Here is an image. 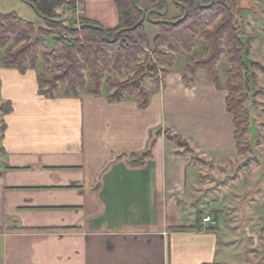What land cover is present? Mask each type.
Returning <instances> with one entry per match:
<instances>
[{"label":"crops","instance_id":"crops-1","mask_svg":"<svg viewBox=\"0 0 264 264\" xmlns=\"http://www.w3.org/2000/svg\"><path fill=\"white\" fill-rule=\"evenodd\" d=\"M258 3L240 0L255 35L249 57L264 66ZM80 10L106 30L119 25L114 0ZM31 71L0 70V104L11 103L0 264H264V153H238L227 91L207 79L188 87L172 71L142 109L88 94L47 98L34 71L26 86Z\"/></svg>","mask_w":264,"mask_h":264},{"label":"trees","instance_id":"trees-1","mask_svg":"<svg viewBox=\"0 0 264 264\" xmlns=\"http://www.w3.org/2000/svg\"><path fill=\"white\" fill-rule=\"evenodd\" d=\"M177 1L189 9L188 18L177 26L157 25L160 34L153 41L156 60L146 50L151 45L144 24L121 33L114 43H110L103 32L93 28L76 30L68 23L49 22L42 18L46 27L38 28L35 23L23 20L16 14L0 12V49L5 50L1 66L26 74L29 70L37 72L43 60L46 67L55 65L56 69L50 76L38 74L39 94L42 96L54 98L61 86H64L63 97L79 98L82 93L105 96L111 103L136 101L140 108L145 109L149 106L153 93L161 89L170 70L175 67L176 55L181 52L191 54L200 36L206 42V54L191 61L187 66V73L183 74V81L191 87L196 80L207 79L218 90L228 92L226 106L234 117L237 151L245 154L251 150L247 139L250 114L246 108L249 101V72L259 70L264 73V66L254 63L249 67L246 64L245 56L250 55L255 38L250 37L247 44L243 41L241 22L238 19L241 12L235 10L239 0H215L210 8L200 7L197 0ZM211 1L201 0V3L207 6ZM114 2L119 25L116 29L107 30L111 41L119 31L136 26L142 18V12L132 0ZM149 2L151 10H165L164 0ZM169 2L171 10L166 19L175 22L184 16L185 9L172 0ZM83 3L84 0L33 2L42 17L51 20L69 18L74 28L84 25L101 26L84 16L76 18L71 13ZM173 11L178 16H174ZM152 18L161 19L157 15H152ZM51 36H56L61 45L58 54H47L49 47L46 39ZM223 58L230 65L225 84L218 69ZM200 72L205 76H201ZM252 75L255 79L254 72ZM1 107L7 114L11 110V103L7 102ZM165 136L179 148L192 152L191 146L181 135L166 131Z\"/></svg>","mask_w":264,"mask_h":264},{"label":"rangeland","instance_id":"rangeland-1","mask_svg":"<svg viewBox=\"0 0 264 264\" xmlns=\"http://www.w3.org/2000/svg\"><path fill=\"white\" fill-rule=\"evenodd\" d=\"M150 0H137L138 5L143 8L144 10L146 9H151V3L149 2ZM259 2L256 6V13L258 16L260 14L261 17L264 15V1L263 0H253V2ZM83 5V4H82ZM81 5H79L77 8L73 9L71 11L72 14L75 15L76 18L83 16L81 10L84 9V6L80 10ZM235 10H240V14L238 15V19L241 22V33L243 34V41L244 43H248V39L250 37H255V35H251L247 26L250 25L249 23V15L245 13V10L241 8L240 5V0L238 5L236 6ZM149 11V10H146ZM0 12L3 14H16L19 18L29 21V22H34L35 25L38 28H44L46 27L44 21L37 16L35 11L26 3H24L21 0H0ZM246 14V15H245ZM174 16H178V13L173 11ZM253 17V19L256 21L255 24H259L260 22V17ZM221 18H219L220 20ZM262 21V20H261ZM145 26V32L148 36L149 43L151 47L147 52L151 53L153 56V60H156L154 56V50L155 48L153 47V41L157 36L160 34V30L157 27V25L153 24L150 21H145L144 23ZM262 31L264 29V25H262ZM240 27V28H241ZM264 41V33L261 37ZM49 47V51L47 54H58L61 50V45L58 42V38L56 36H51L46 39ZM196 47L194 51L191 54H188L186 52H181L179 55H176V64L173 69L170 70V72H176V73H187V66L191 63L192 60L194 59H200L205 56L206 54V42L198 36L196 42ZM167 51V49H166ZM5 57V50L0 49V70H5L1 66V61ZM246 64L251 67L252 64L256 63L253 62V60L248 56H245ZM56 69L55 65H51L50 67H46L44 65V61L41 60L39 64L38 71H34L36 74H46L47 76H50L52 72H54ZM219 72L221 73V78L223 79V83L225 84L227 81V72L230 70V65L227 63L226 59L223 58L221 62L218 65ZM254 72L255 74V79L252 73ZM253 72H249V82H248V97L249 101L246 104V108L249 111L250 114V125L252 129V133L250 135V140L248 139L252 150L255 153H264V73L260 72L259 70H254ZM201 76H205L204 73L200 72L199 73ZM34 73H30V75L26 78V86H30L29 84V78L33 77ZM64 86H61L60 91L58 92V96H62L63 91H64ZM7 93H9L7 91ZM12 93V91H10ZM84 94V93H82ZM6 95V91L2 88V84L0 81V103H3L4 97ZM57 95V94H56ZM2 104H0V138L2 136V132L4 129V110L2 109ZM1 142V140H0ZM184 150V149H183ZM187 153H191L190 151H185ZM250 158L248 159V163H252L255 161V159ZM196 162H198L197 159H195ZM264 164V162L262 163Z\"/></svg>","mask_w":264,"mask_h":264},{"label":"water","instance_id":"water-1","mask_svg":"<svg viewBox=\"0 0 264 264\" xmlns=\"http://www.w3.org/2000/svg\"><path fill=\"white\" fill-rule=\"evenodd\" d=\"M21 1H23L24 3H26L27 5H29V6L35 11V13L37 14V16L40 17V18H42L43 20H46V21H49V22H55V23H62V24H63V23H68L69 26H70L72 29H76V30H79V29H82V28H85V27H89V28H93V29L99 30V31L103 32V33L106 35V37H107V41L110 42V43H114V42L117 40V37H118L121 33L126 32V31H130V30L137 29L139 26L143 25V24L145 23V21H150V22H152V23L155 24V25H161V24H163V25L177 26V25H179L180 23L184 22V21L188 18V15H189V9L187 8V6L184 5V4H182V3H180V2H178L177 0H172V1H173V3L176 4L177 6L183 7V8L185 9V14H184V16H183L181 19H179V20H177V21H175V22L166 19L167 15H168L169 12H170V2H169V0H164V2H165V10H164L163 12H160V11H158V10H154V9H153V10L146 11V10H144L143 8H141V7L138 5L137 0H132L133 3H134V5H135V7H136L139 11L142 12V18H141L140 22H139L136 26H134V27H131V28H125V29L119 31V32L116 34V38H115L113 41H111L110 38H109V34H108L107 30L104 29V28L101 27V26H95V25H84V26H81V27H79V28H74V25H73V22H72L71 19L66 18V19H62V20H51V19H49V18L42 17L41 14L38 12L36 6H35L32 2H29V1H27V0H21ZM197 1H198L199 6H200V7H203V8H210V7H212V6L214 5V3H215V0H212L211 3H210L209 5L205 6V5H202L201 0H197ZM152 15H157V16L160 17L161 19H160V20L153 19V18H152Z\"/></svg>","mask_w":264,"mask_h":264},{"label":"built area","instance_id":"built-area-1","mask_svg":"<svg viewBox=\"0 0 264 264\" xmlns=\"http://www.w3.org/2000/svg\"><path fill=\"white\" fill-rule=\"evenodd\" d=\"M211 223H213V219L210 216L203 219V224L206 225V228H210Z\"/></svg>","mask_w":264,"mask_h":264},{"label":"flooded vegetation","instance_id":"flooded-vegetation-1","mask_svg":"<svg viewBox=\"0 0 264 264\" xmlns=\"http://www.w3.org/2000/svg\"><path fill=\"white\" fill-rule=\"evenodd\" d=\"M170 10H171V4H170ZM160 20V19H159Z\"/></svg>","mask_w":264,"mask_h":264}]
</instances>
